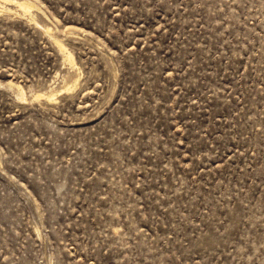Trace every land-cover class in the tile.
<instances>
[{"label": "rangeland", "instance_id": "1", "mask_svg": "<svg viewBox=\"0 0 264 264\" xmlns=\"http://www.w3.org/2000/svg\"><path fill=\"white\" fill-rule=\"evenodd\" d=\"M0 9V264H264V0Z\"/></svg>", "mask_w": 264, "mask_h": 264}, {"label": "bare ground", "instance_id": "2", "mask_svg": "<svg viewBox=\"0 0 264 264\" xmlns=\"http://www.w3.org/2000/svg\"><path fill=\"white\" fill-rule=\"evenodd\" d=\"M16 2H17V1H16ZM27 4H28V3H27ZM22 6H25V4H23ZM0 10H1V9H0ZM25 10H26V9H25ZM27 11H28V10H27ZM70 60H71V59H70ZM71 61H72V60H71ZM71 88H72V87H71ZM69 89H70V88H69ZM38 97H39V96H38ZM54 97H55V94L49 96L50 99H54Z\"/></svg>", "mask_w": 264, "mask_h": 264}]
</instances>
